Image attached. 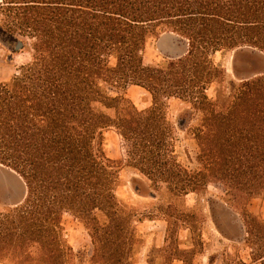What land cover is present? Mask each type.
Segmentation results:
<instances>
[{
  "label": "trees",
  "instance_id": "obj_1",
  "mask_svg": "<svg viewBox=\"0 0 264 264\" xmlns=\"http://www.w3.org/2000/svg\"><path fill=\"white\" fill-rule=\"evenodd\" d=\"M0 13L4 33L33 39L31 60L0 81V164L27 185L25 199L0 213V264H74L65 213L91 231L104 264H134L133 217L123 215L119 166L105 150L112 128L129 144L130 165L165 179L172 192L214 183L234 200L264 195V75L232 81L214 98L206 93L225 75L217 52H264V0H1ZM162 32L176 33L188 50L148 65L147 43ZM129 86L150 92L152 105L139 110ZM165 97L202 113L197 172H153L151 161L167 155L159 126ZM260 250L252 262L264 261ZM177 251L170 264H194L184 253L195 248Z\"/></svg>",
  "mask_w": 264,
  "mask_h": 264
},
{
  "label": "rangeland",
  "instance_id": "obj_2",
  "mask_svg": "<svg viewBox=\"0 0 264 264\" xmlns=\"http://www.w3.org/2000/svg\"><path fill=\"white\" fill-rule=\"evenodd\" d=\"M2 18L0 13V24L5 27ZM165 33L149 39L144 52L146 64H163L165 59H169L159 47ZM17 38L25 43L26 49L18 50L21 46ZM179 40L187 52L188 47L180 37ZM32 42L33 39L19 35L13 39L0 28V81L11 79L23 63L31 60L27 44ZM168 43V39H165V44ZM213 59L216 65L225 70V75L223 79L217 78L207 85L206 93L212 98L218 90L228 92L232 81L238 85L241 81L264 75L254 76L264 71V52L257 49L244 47L221 51ZM110 92L116 95L117 89L110 88ZM127 92L139 110L152 105V95L144 88L129 86ZM164 102V114H160L159 126L166 131L161 149L167 155L151 161L154 164L153 172L172 171L180 175L185 170L197 172L201 163L196 134L202 124V113L178 97H165ZM105 150L107 156L119 166L120 185L117 194L123 205V215L133 217L132 226L136 229L137 237L130 260L134 264H170L168 257L180 254L177 249L191 248H195L196 253L184 255L194 264H210L206 259L211 256L214 257V264H224L225 261L235 264L238 258L247 264H264L261 260L252 262L254 254L258 255L264 246L263 194L246 201L234 200L226 195L223 185L214 183L198 192H172L168 182L163 181L165 179H151L140 166L130 165L129 144L115 128L106 133ZM168 154L174 157H168ZM7 172L0 171V213L15 207L7 202L8 198L20 201L23 193V200L27 194L24 179L21 177V181ZM18 188L19 194L16 193ZM99 215L103 218L102 214ZM63 228L64 240L76 254L74 264H104L101 256L94 253L91 231L84 222L73 214L65 213ZM174 264L183 263L176 261Z\"/></svg>",
  "mask_w": 264,
  "mask_h": 264
},
{
  "label": "water",
  "instance_id": "obj_3",
  "mask_svg": "<svg viewBox=\"0 0 264 264\" xmlns=\"http://www.w3.org/2000/svg\"><path fill=\"white\" fill-rule=\"evenodd\" d=\"M165 39H168L170 43L165 44ZM159 47L162 53L169 59L179 58L186 53L185 45L179 40V37L177 35L175 36L174 34L163 35L159 42ZM259 74H264V71L255 73L254 76L259 75ZM0 171H5V172L8 171L9 173L17 176L19 180H21V176H19V174L15 170H13L12 168L6 167L3 164H0ZM16 193L17 194L20 193L19 188L16 190ZM24 196H25V192L23 193L22 199L20 201H15L16 199L8 198L7 202H10L11 205L17 206L18 204L22 202Z\"/></svg>",
  "mask_w": 264,
  "mask_h": 264
},
{
  "label": "bare ground",
  "instance_id": "obj_4",
  "mask_svg": "<svg viewBox=\"0 0 264 264\" xmlns=\"http://www.w3.org/2000/svg\"><path fill=\"white\" fill-rule=\"evenodd\" d=\"M171 34H174V35L176 36V34H175L174 32H167V33H165V34H163V35H171ZM7 173H8V172H7ZM7 173H6V174H7ZM11 175H12V174H11ZM11 175H10V176H11ZM12 176H13V175H12ZM8 181H9V180H8ZM16 183H17V182H16ZM20 184H21V183L19 182V185H20ZM17 185H18V184H17ZM22 187H23V186H22ZM22 187H21V188H22ZM22 189H24V188H22ZM239 219H240V218H239Z\"/></svg>",
  "mask_w": 264,
  "mask_h": 264
},
{
  "label": "crops",
  "instance_id": "obj_5",
  "mask_svg": "<svg viewBox=\"0 0 264 264\" xmlns=\"http://www.w3.org/2000/svg\"><path fill=\"white\" fill-rule=\"evenodd\" d=\"M192 249V248H191ZM191 249H188V250H191ZM184 250H187V249H184ZM210 258V257H209ZM209 258L207 257V259L206 260H208L209 262H210V260H209ZM176 261H180V262H182L183 263V261H181V260H179V259H175L174 261H173V263L172 264H174ZM208 262V263H209ZM184 264V263H183Z\"/></svg>",
  "mask_w": 264,
  "mask_h": 264
}]
</instances>
